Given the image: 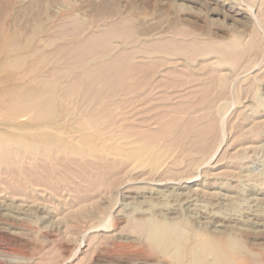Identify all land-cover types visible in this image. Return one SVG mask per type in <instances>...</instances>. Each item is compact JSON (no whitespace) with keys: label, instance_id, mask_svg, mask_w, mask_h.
<instances>
[{"label":"rangeland","instance_id":"374dc122","mask_svg":"<svg viewBox=\"0 0 264 264\" xmlns=\"http://www.w3.org/2000/svg\"><path fill=\"white\" fill-rule=\"evenodd\" d=\"M32 1L0 0L24 45L0 56V264H177L148 217L233 235L264 264V0L22 15Z\"/></svg>","mask_w":264,"mask_h":264},{"label":"bare ground","instance_id":"6f19581e","mask_svg":"<svg viewBox=\"0 0 264 264\" xmlns=\"http://www.w3.org/2000/svg\"><path fill=\"white\" fill-rule=\"evenodd\" d=\"M40 3H42V0H33L32 3L25 5L22 8L23 9L22 15H26L27 13H31V15H36V13H34L31 8L33 6L35 7ZM50 5L44 8L45 14L46 13L49 14ZM0 8L3 9L2 7ZM16 39H17L16 33L10 31L9 29H6L3 26L0 27V43L2 42L1 44L2 49L0 51V56L2 57V55H4V57L6 58V60L5 58L4 60L6 62H9L8 58H10L12 54H16L17 50L21 49L24 46V45H16ZM4 43L7 47L6 50L4 48L5 47ZM34 56L36 55L34 54ZM38 90L40 89L36 88V89H32L31 91L32 92L34 91L33 93H35ZM6 92L7 91H5L2 95H4ZM40 135L35 133L32 134L30 138L34 142L45 139V136L42 137ZM142 228L146 234V237L152 249L156 253L158 254L160 253L161 255L165 256V258L166 256L170 257L171 260L176 262L177 264H179L178 262H181L183 264H253L255 263L252 252H250L249 255L247 254L248 256L246 258L238 257L243 247V244L240 239L234 237L233 235L232 236L229 235L224 238H218L213 234L212 235L209 234L208 236H206L207 232L203 233L197 230L191 232H185L182 229L180 223H178L175 220H169V219L157 220L154 217L146 218L144 220Z\"/></svg>","mask_w":264,"mask_h":264}]
</instances>
